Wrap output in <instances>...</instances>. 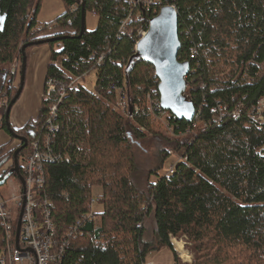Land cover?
<instances>
[{
  "label": "trees",
  "instance_id": "16d2710c",
  "mask_svg": "<svg viewBox=\"0 0 264 264\" xmlns=\"http://www.w3.org/2000/svg\"><path fill=\"white\" fill-rule=\"evenodd\" d=\"M42 1L0 0V130L9 133L7 110L19 88L11 69L22 64L23 48L65 37L44 44L51 60L39 114L13 129L26 142L11 136L19 145L11 152L10 144L1 146L0 162L14 160L25 144L18 159L28 157L33 142L50 135L55 160L44 165L40 193L53 204L58 232L76 226L77 233L62 264H148L150 253L164 249L174 264H184L172 244L181 237L192 244V264H264V124L252 119L264 100V0H145L136 9L129 0H62L65 12L40 30ZM84 1L85 17L94 14L97 26L81 34ZM168 4L179 13V61L192 64L187 92L198 115L191 123L163 115L152 65L135 61L126 75L137 29ZM132 12L143 22H129L119 33ZM34 47L25 49L27 60ZM92 72V88L69 89ZM48 81L56 85L50 95ZM61 89L66 94L51 119ZM218 104L231 111L241 105V114L216 122ZM134 144L158 153L144 184ZM170 151L187 160L175 163L174 174L160 176ZM94 188L102 190L97 198Z\"/></svg>",
  "mask_w": 264,
  "mask_h": 264
},
{
  "label": "built area",
  "instance_id": "2783aa9c",
  "mask_svg": "<svg viewBox=\"0 0 264 264\" xmlns=\"http://www.w3.org/2000/svg\"><path fill=\"white\" fill-rule=\"evenodd\" d=\"M129 3L136 9L147 2L145 0H129ZM132 21L143 22V17L140 13L134 14L132 12L122 23L119 33L126 32L128 23ZM148 21L144 20L145 23H142L136 31L138 42L148 32ZM39 29H44V26H40ZM48 30H51V27ZM104 57L105 55L99 57L98 63H101ZM19 68L20 65L18 64L12 69V73L18 74ZM86 75L74 79L69 89H76L84 85L83 81ZM46 87L47 95L56 90L53 81H48ZM65 94L66 89H61L59 103H55L51 108V119L56 115L58 105ZM158 103L160 104V100ZM241 107V105H237L231 111L227 105L218 104L212 113L215 121L221 122L227 116L234 118L240 116ZM135 112H139L138 108L135 109ZM163 115L172 116L166 111L163 112ZM252 119L260 126L264 124V100L258 102L253 111ZM49 122L51 123V120ZM53 129L54 127L51 125L50 130ZM169 130L172 136H176L170 126ZM17 146L11 151H14ZM32 147V153L19 160L20 175L23 180L14 174L3 185H0V264H62L69 239L77 234L76 226L63 234L58 232L53 219V204L40 193L45 185L44 165L55 160L50 135H45L42 139L33 142ZM170 154L174 155L173 152ZM179 156L180 161L187 160L183 152H180ZM175 163L169 168L170 175L174 174ZM14 167V160L7 161L0 168V180H3L5 175ZM7 188L10 198H7L2 192L3 189ZM97 201L92 200V205L96 204Z\"/></svg>",
  "mask_w": 264,
  "mask_h": 264
},
{
  "label": "water",
  "instance_id": "95a60500",
  "mask_svg": "<svg viewBox=\"0 0 264 264\" xmlns=\"http://www.w3.org/2000/svg\"><path fill=\"white\" fill-rule=\"evenodd\" d=\"M149 29L145 37H143L136 46L135 55L129 61L126 71L127 79L129 69L135 61H144L155 68V74L158 82V90L160 95V107L162 110L170 113L173 117L181 121L193 122L197 117V109L194 100L188 94V76L192 71V64L189 61H179V53L181 50L180 29H179V13L175 6L164 5L160 12L149 21ZM86 30L85 17V1L82 8V30L81 34ZM65 37H57L47 41H39L30 43L23 48V61L20 69V85L14 98L11 100L7 110V124L9 133L13 137H17L20 141L26 142L23 137H18L13 128L9 124V117L13 106L20 98L24 85L27 71V57L25 49L29 46L44 45L50 41H61ZM132 70V69H131ZM132 114V109L130 110ZM26 144L17 149L14 153V168L9 171L0 185H3L14 174H17L21 180L18 155ZM8 159L0 162V168ZM19 232V231H18Z\"/></svg>",
  "mask_w": 264,
  "mask_h": 264
},
{
  "label": "rangeland",
  "instance_id": "374dc122",
  "mask_svg": "<svg viewBox=\"0 0 264 264\" xmlns=\"http://www.w3.org/2000/svg\"><path fill=\"white\" fill-rule=\"evenodd\" d=\"M64 12H65V7H64L62 0H43L41 7H40L39 16H38L39 27L41 25L44 26V24L50 23L55 18L62 15ZM96 26H97V17L92 13H88L87 18H86L87 30H90V31L95 30ZM56 50H59L58 46H56ZM18 64L20 65V68H21V65H22L21 62H16L12 66V69ZM20 68L18 70L16 81L14 83L16 87H19V84H20V78H21ZM12 69H11V72H12ZM96 80H97L96 73L92 72L85 76L83 84L87 86L88 88H92L94 84L96 83ZM28 82L29 80H28L27 71H26V78H25V85H24L23 92L20 98L18 99L17 103L13 106L12 111L10 113L9 124L11 127H12L11 121L14 120V115H15V120L17 119L20 120L21 118H24V122H26V120L31 115L30 110L34 109V103H33V98L35 96V91L33 88L34 86H30ZM25 108L29 109V112L27 113L25 117H23ZM162 120L156 119L154 123L156 124V126L163 128L165 132L167 130L168 133L172 135L170 133L168 123H166L165 120L163 121ZM17 145H19V143H17ZM170 152H173L174 155L170 154L171 158H169V160L166 162L164 169L159 172L160 176L168 174L170 166L173 163L175 162L177 163L180 161V156H179L180 152H176V151H170ZM157 154L158 153L155 151L153 146L149 145L143 148V146L141 145L137 146V144H134V155H135V158L137 160V163L139 165V169L141 172L140 174L141 184L145 183L147 172L150 169L154 168L155 165H157L158 158H159ZM153 180L155 181L156 178H153ZM2 192L7 198H10L8 188L5 190L3 189ZM101 193H102V190L100 188H94V198H97V196ZM15 217L17 220V215ZM153 226H154L153 219L150 218L148 221L147 239L151 240V238L153 237V231H154ZM174 242H180L182 244V249L178 250ZM172 244H173L174 250L178 253L179 258L182 260V263L192 264L193 259H194L193 253L191 250L192 244L188 242V240L185 237L172 239ZM147 260L153 261L155 262V264H174L173 255L168 249H164L160 252L150 253L147 257ZM148 264H151V263L148 262Z\"/></svg>",
  "mask_w": 264,
  "mask_h": 264
},
{
  "label": "crops",
  "instance_id": "0c3cea01",
  "mask_svg": "<svg viewBox=\"0 0 264 264\" xmlns=\"http://www.w3.org/2000/svg\"><path fill=\"white\" fill-rule=\"evenodd\" d=\"M51 60V48L49 45H40L31 49L29 53V58L27 60V76L29 80V85L34 86L35 96L33 98L34 109L30 110L31 115L24 122V118L20 120L11 121L12 128L14 130L22 129L30 120L36 119L40 108L41 102L44 94V86L47 74V68ZM26 78V77H25ZM23 117L27 115L29 109L25 108ZM18 140H12L9 133L4 130H0V147L6 144L17 145ZM151 264H155L153 261H148Z\"/></svg>",
  "mask_w": 264,
  "mask_h": 264
},
{
  "label": "bare ground",
  "instance_id": "6f19581e",
  "mask_svg": "<svg viewBox=\"0 0 264 264\" xmlns=\"http://www.w3.org/2000/svg\"><path fill=\"white\" fill-rule=\"evenodd\" d=\"M174 243L178 250L182 249V244L180 242H174Z\"/></svg>",
  "mask_w": 264,
  "mask_h": 264
},
{
  "label": "flooded vegetation",
  "instance_id": "af4514ba",
  "mask_svg": "<svg viewBox=\"0 0 264 264\" xmlns=\"http://www.w3.org/2000/svg\"><path fill=\"white\" fill-rule=\"evenodd\" d=\"M19 140V139H18ZM20 141V140H19ZM9 146V149L8 151H11L13 148H15L17 145H8Z\"/></svg>",
  "mask_w": 264,
  "mask_h": 264
}]
</instances>
